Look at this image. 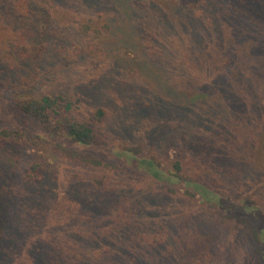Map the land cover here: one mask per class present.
I'll return each mask as SVG.
<instances>
[{"label":"rangeland","instance_id":"obj_1","mask_svg":"<svg viewBox=\"0 0 264 264\" xmlns=\"http://www.w3.org/2000/svg\"><path fill=\"white\" fill-rule=\"evenodd\" d=\"M200 8L186 25L206 34L159 75L135 69L150 61L149 30L166 31L146 18L128 45L134 21L119 0H0V135L11 133L0 139V264H264V30L239 49L218 35L243 15ZM90 16L117 25L82 32ZM106 61L114 74L100 73ZM47 94L61 96L54 122L91 124L90 144L20 106ZM144 157L218 199L155 188ZM211 202L240 220L221 223Z\"/></svg>","mask_w":264,"mask_h":264},{"label":"trees","instance_id":"obj_2","mask_svg":"<svg viewBox=\"0 0 264 264\" xmlns=\"http://www.w3.org/2000/svg\"><path fill=\"white\" fill-rule=\"evenodd\" d=\"M132 1L134 4L135 0H119V3L125 8V10L128 12V15L132 17L134 21L132 36L127 39L128 45L134 43L135 38L133 39L132 37H136L139 35V24L141 25V21L143 22V20L146 18H149L148 22L151 26L160 25L166 31V33L161 36V39L158 40V34L155 27H152L149 30V34L151 37L149 36V40L145 42V48L147 47V52H149L148 55L150 54V61L146 64L137 63L138 65L135 71L141 73L143 71H146L159 75L161 73L164 74L163 71L166 68L164 67V65H167L170 58L173 59V54H175L174 51L180 49L186 43H188V45H198L201 40L199 34H206V32L204 30H200L199 32H197L193 27H190L186 24L190 19V17L187 15H195L196 12L200 11V7L211 10L212 8H219V6H221L229 10L235 9V11H233V15H243L242 17H235L237 21L243 26H237L234 23L231 30L224 29L223 32H220V35H218L220 38H222L223 41L227 42V40L230 38L231 40H233V42H237V48L239 49L242 48L238 40L242 39L243 47L247 49L249 48L253 51V49L257 47V44L254 43V30H264V0H189L187 2L186 0H170L166 3L170 4V7L172 6V9H170L171 12L168 10H164L163 7L155 11H151L149 7L139 8L138 6L134 5L132 8L130 4L132 3ZM182 1L185 3V5ZM188 2H190V5L187 4ZM145 9L147 11H145ZM200 15L203 16L202 12ZM196 17H198V15ZM257 20L261 23L259 24ZM112 22H106L102 24L103 26H98L96 18L94 16H90L87 21L81 24V31L85 33L92 32L96 36H102L106 31L110 30L113 24L115 26L117 25V22L115 20H112ZM184 27H187L188 31V33L185 35L183 33ZM67 45L68 44L65 43L60 48L67 49ZM40 48L44 50V55H46L48 58H52L55 53H59L58 51H47V49H49V45L46 42L41 41ZM247 52L248 54L251 53L250 50H247ZM232 60V58H229V61L227 62L231 64ZM98 65L101 68L100 73L110 72V75H112V73L114 74L116 72V65L111 61L102 62ZM60 99V95L47 94L43 95L40 98L32 97L27 100L22 99L20 100V106L25 113L32 115L38 121L42 122L46 127L49 126L54 131L61 132V129H64L65 133L63 135H65L66 138L71 139L72 141L79 142L80 144H90L94 138V130L91 124L81 121H70L68 118L64 123L53 121L54 115L58 114L57 108L60 105ZM71 105V102H67L65 104L66 108L68 109H70ZM10 137L11 133L9 131H4L3 135H0V139L3 138L4 140L10 139ZM21 137L23 136H19L18 138L21 139ZM30 144L33 145L32 142H30ZM141 160L143 163H140L142 165V171L146 172L145 174L151 177L155 188L159 187L161 190L172 189L175 193H178L179 191L182 193H187V191H189L193 197H197L203 202H209L211 201V198L218 197L213 192L205 191L203 188L197 187V185H194L196 186V189L189 187L187 188V190H184L180 188V184L186 183L185 179L188 178H183V175L178 174L177 172L174 173L165 170L161 167L160 164L155 163L152 159H147L146 157H144ZM126 162L127 164H129V161L126 160ZM180 166V162L178 161L176 163L177 171L181 169ZM35 169H37V167L33 165L32 170ZM215 204L211 202L210 209H216V212L220 214L219 220L221 223L240 220V216L236 214L227 213L223 210V208H215ZM262 211L264 212V210ZM243 221L252 225L247 219H243ZM126 225L127 224L120 222L119 229L124 230ZM253 225L255 226L254 223ZM187 242H194L196 244L197 242L199 244L201 243V241L197 239L189 240ZM194 252L195 247H191L189 250L190 256L194 257Z\"/></svg>","mask_w":264,"mask_h":264}]
</instances>
